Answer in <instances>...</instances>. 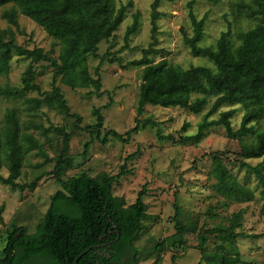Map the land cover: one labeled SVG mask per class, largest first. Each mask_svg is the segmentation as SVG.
<instances>
[{
    "label": "rangeland",
    "instance_id": "obj_1",
    "mask_svg": "<svg viewBox=\"0 0 264 264\" xmlns=\"http://www.w3.org/2000/svg\"><path fill=\"white\" fill-rule=\"evenodd\" d=\"M129 1L133 5L127 8L126 16L115 34L99 43V55H89L90 68L95 76V68L99 66L102 78L100 90H95L92 85L73 88L61 80V75L54 79L56 66L50 60L37 61L19 54H14L9 72L0 75L2 84H22L25 73L31 71L35 75V82L40 85V90H28L18 97L0 94V125L5 123L6 110L15 107L21 118L22 129L35 133L43 142L45 150V153L38 149L29 151L22 173L17 178L21 184L36 181L34 188L23 189L0 181V202L5 204L0 257L6 244L7 231L13 227V221L26 226L29 231L35 230L50 204L51 195L61 187L53 172L64 147L63 134L55 130L56 126H61L70 133L67 151L74 160V165L67 168L65 177L82 170L91 175L102 171L121 173L113 183V192L123 196L127 204L134 202L139 190L145 186L147 216L143 219L142 230L134 240L138 248L139 264H198L201 260V249L197 247L198 231L209 235L207 248L213 249L215 234L228 225L231 213L240 208L245 213L238 229L263 234L259 237H238L243 264H264L262 186L256 173L237 159L240 158L242 139H252V135H245L243 138L228 136L222 124L210 125L198 139L193 135L214 97L200 112H193L179 105L148 104L144 116L155 118L160 122L159 126L143 125L127 141L112 135L105 142L101 140L109 128L125 133L135 124L143 65L122 64L140 57L143 48L148 47L153 40L154 0H118L119 3ZM10 10L14 11V20L5 15ZM158 10L160 15L156 19L157 27L154 31L157 38L155 46L163 50L152 54V58L157 61L166 57L169 62L184 67L215 64L208 55L194 53L184 39L185 32H193L191 10L198 17L205 18L204 34L199 41L201 44L215 45L225 30L229 32L230 39L238 44L241 42V33L256 22L244 9H237L234 0H160ZM136 12H139V28L126 38V30L134 21ZM0 26L6 31L7 37L14 38L21 45L28 48L42 46L54 57L59 54L58 41L41 24L24 14L14 2L0 7ZM107 51L116 59L101 62L100 55ZM54 84L61 87L71 112L81 114L80 121L75 115H66L57 106L48 103H43L38 108L31 105L33 97L43 96V92L51 90ZM230 107L234 108L231 120L237 128L246 111L244 103L223 104L210 117L215 118L220 110ZM97 109L104 116L100 137L83 128L85 124L97 122ZM35 122H42L51 129L45 133L43 129L32 126ZM257 125L264 127V116ZM158 127L163 134H172L173 138H161L157 134ZM188 135L191 136L187 137ZM87 142L89 147L85 152ZM138 148L140 152L126 160ZM217 150L221 151L222 160L230 172L253 189L254 196L251 199L229 197L217 189L214 168L218 159L212 153ZM261 160L262 157L245 159L253 165ZM1 172L8 174L6 165ZM176 201L188 215L195 218L198 223L197 231L176 233L173 219ZM162 243H165V249L157 246Z\"/></svg>",
    "mask_w": 264,
    "mask_h": 264
},
{
    "label": "trees",
    "instance_id": "obj_2",
    "mask_svg": "<svg viewBox=\"0 0 264 264\" xmlns=\"http://www.w3.org/2000/svg\"><path fill=\"white\" fill-rule=\"evenodd\" d=\"M14 2L21 11L41 24L49 34L58 41L59 54L50 56L42 46L28 48L7 37L6 31L0 26V75L7 74L11 68L14 54L32 60H50L55 66L54 79L61 75V80L69 86H93L100 90L102 78L99 66L92 73L89 55L98 54L99 43L110 39L124 20L127 8L133 5L118 0H0V7ZM160 0L152 2V19L155 31ZM237 9H244L248 16L256 22L241 33V42L235 44L228 31H222L215 45L201 44L204 34L205 18L198 17L193 10L190 12L192 34L184 33L186 43L194 53L208 55L214 66L197 64L184 67L169 62L166 57L154 61L152 54L163 48L156 47V35L148 47L143 48L140 57L132 58L123 63L143 65L140 95L137 106L136 122L125 133L113 128L106 130L101 138L107 141L112 135L123 141L140 130L143 125H160L150 116H144L148 104L161 106H182L193 112L202 111L214 97L210 108L199 121L196 139L206 133L213 124L224 125L227 135L231 137L252 135V139H242L239 150L240 163L250 167L257 175L264 195V127L257 122L264 116V0H234ZM15 19L13 10L5 13ZM139 12L134 14V21L126 30V38L139 28ZM110 52L100 55L101 62L105 59L114 61ZM122 61L121 57H119ZM40 90L35 82L33 72L23 75L22 84L0 83V94L11 97L23 95L28 90ZM244 103L246 111L240 125L236 128L231 120L234 108L220 110L215 118L210 116L218 111L223 104ZM31 105L35 108L43 103L57 106L66 115H75L77 120L81 114L71 112L70 105L57 84L43 96L32 98ZM98 120L88 123L83 128L91 134L101 136L104 116L97 109ZM5 123L0 125V181L21 188L36 186V181L29 184L18 182L26 154L38 149L45 153L44 144L32 131L23 130L20 115L15 107L5 112ZM46 133L51 127L42 122L32 124ZM55 130L63 134L64 147L58 156L53 170L61 187L52 195L42 220L35 230L29 231L26 226L13 221V227L7 231L6 244L2 249L0 264H73L76 257L89 248L79 258L78 264H118L124 250L129 248V256L139 264L138 248L134 244L138 233L143 228V219L147 216L144 194L145 186L139 190L136 200L127 204L123 196L113 192V183L121 173L110 174L102 171L91 175L86 170L65 177L67 168L74 165V160L67 151L70 133L61 126ZM157 134L161 138H173L172 134H163L160 127ZM188 135L187 137H190ZM89 142L85 145V152ZM140 152V148L130 153L126 160ZM218 159L214 168L217 177V189L224 195L240 200H249L254 196L253 189L234 176L227 164L223 162L221 151L212 152ZM262 157L256 164L245 161L246 158ZM8 174L1 172L3 166ZM176 212L173 215L176 233L197 231L198 223L175 202ZM5 204L0 202V234L4 219ZM264 214V201L261 207ZM244 209L234 210L229 216V223L215 234V247L208 249L209 235L198 231L197 247L201 249V260L198 264H243L244 259L239 250V236H262V233H248L239 230L244 218ZM188 220V222H186ZM103 245V246H102ZM102 246L101 248H99ZM165 249V243L158 244ZM182 246L186 248L185 244ZM101 250L102 252H100ZM115 260V261H114ZM131 262V261H130Z\"/></svg>",
    "mask_w": 264,
    "mask_h": 264
},
{
    "label": "flooded vegetation",
    "instance_id": "obj_3",
    "mask_svg": "<svg viewBox=\"0 0 264 264\" xmlns=\"http://www.w3.org/2000/svg\"><path fill=\"white\" fill-rule=\"evenodd\" d=\"M102 246H100L99 248H101ZM99 251L102 252L101 250ZM129 251V248L126 247V249L124 250V255L120 257L118 264H136V262L132 258L130 260L129 256L131 255V253Z\"/></svg>",
    "mask_w": 264,
    "mask_h": 264
},
{
    "label": "water",
    "instance_id": "obj_4",
    "mask_svg": "<svg viewBox=\"0 0 264 264\" xmlns=\"http://www.w3.org/2000/svg\"><path fill=\"white\" fill-rule=\"evenodd\" d=\"M92 247V245L89 247V248H91ZM89 248H87V249H85L83 252H81L77 257H76V259H75V261H74V263L73 264H78V260H79V258L83 255V253H85Z\"/></svg>",
    "mask_w": 264,
    "mask_h": 264
}]
</instances>
